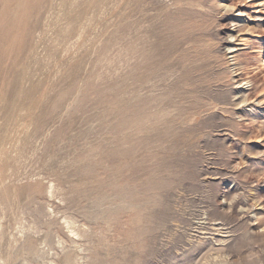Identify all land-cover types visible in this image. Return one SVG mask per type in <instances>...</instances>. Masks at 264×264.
Returning <instances> with one entry per match:
<instances>
[{
	"label": "rangeland",
	"instance_id": "374dc122",
	"mask_svg": "<svg viewBox=\"0 0 264 264\" xmlns=\"http://www.w3.org/2000/svg\"><path fill=\"white\" fill-rule=\"evenodd\" d=\"M237 1L0 0V264H264V20Z\"/></svg>",
	"mask_w": 264,
	"mask_h": 264
},
{
	"label": "bare ground",
	"instance_id": "6f19581e",
	"mask_svg": "<svg viewBox=\"0 0 264 264\" xmlns=\"http://www.w3.org/2000/svg\"><path fill=\"white\" fill-rule=\"evenodd\" d=\"M244 3L241 2V0H238L237 2H232V6H231V9H235L236 11V17H242L244 15H249L251 18H254V19H262L264 20V12H261V9L264 8V0H256V3L254 5V8L252 10H250L248 12V9H245L244 8ZM225 8H229L228 6H225ZM249 17V18H250ZM239 20V19H238ZM235 23L231 25H233V27H231L229 30H230V35L231 37L234 35V30L236 29H239L238 26H239V22H236L234 21ZM236 36V35H235ZM228 39V38H227ZM227 41V40H226ZM239 44V43H238ZM227 50H228V53H232L233 51L235 50H238V46L237 44L233 45L232 43V39L231 40H228L227 42ZM234 63V61H233ZM234 67V66H233ZM233 69V68H232ZM239 78V77H238ZM236 79V82L239 83V79ZM240 89H243L244 86L242 85H238Z\"/></svg>",
	"mask_w": 264,
	"mask_h": 264
}]
</instances>
